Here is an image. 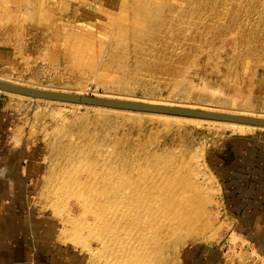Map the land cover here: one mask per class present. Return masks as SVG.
I'll use <instances>...</instances> for the list:
<instances>
[{
	"label": "rangeland",
	"instance_id": "rangeland-1",
	"mask_svg": "<svg viewBox=\"0 0 264 264\" xmlns=\"http://www.w3.org/2000/svg\"><path fill=\"white\" fill-rule=\"evenodd\" d=\"M0 75L264 114V0H0ZM222 128L0 90V178L74 264H108L98 237L114 227L98 225V202H109L108 214L120 191L130 202H165L161 180L177 169L182 207L196 196L194 226L204 229L181 239L167 264H197L198 254L206 264L212 249L230 264H261L227 166L236 144L264 146V129ZM64 220L88 248L61 239Z\"/></svg>",
	"mask_w": 264,
	"mask_h": 264
},
{
	"label": "bare ground",
	"instance_id": "bare-ground-1",
	"mask_svg": "<svg viewBox=\"0 0 264 264\" xmlns=\"http://www.w3.org/2000/svg\"><path fill=\"white\" fill-rule=\"evenodd\" d=\"M0 80L43 90L88 95L83 89H76L75 92H69V90L67 89H62L54 86H41L31 81L27 82L13 80L4 75H0ZM0 90L16 94L17 96L23 98L45 99L48 101H56L75 105L80 104L93 106L95 108H105L106 110H116L119 113L132 117L145 115L150 119L157 118L165 122L166 124H170L173 122H188L200 125L204 122H212L222 126L223 130L225 129L226 131H230L234 134H249L253 132L255 128L264 129V125L250 124L239 122L236 120L206 118L200 116H185L171 113L88 105L69 101H59L48 98L35 97L17 92H11L2 88H0ZM92 96L132 100L151 104L196 108L212 112H221L264 119V114H260L258 112L250 110L237 111L223 107L201 106L195 104H178L169 101L167 102L151 100L143 97L127 98L122 95L113 93L96 94ZM175 171H177V169L172 173H167L163 177L164 181L161 180L160 183L164 184L166 186L165 190H169L168 194L170 193L169 195H167L168 197L166 198L165 202H147L144 200L141 202H130V196L123 191H120L117 194L118 202H114L115 207L113 208V212L109 214L107 212V205L109 202H98L97 206L99 208V211L95 214L98 225L101 228H103L105 225L108 226V224H111L114 227V229L108 234L107 238L103 236L98 237V241L100 243L99 250L105 252V256H103L102 258L108 264H167L171 258L172 261L174 260V252L176 250L178 242L181 241V239L187 236H191L192 234L198 235L204 229L202 226H194L196 224L194 222V212L195 207L197 206L193 203V200L196 199V196L193 197L192 202L191 200H187L189 207H182L184 202L181 201L184 200V198L177 192L178 177L176 176L172 178ZM59 211L63 212V210ZM54 213L57 212L54 211ZM61 216L63 217V215ZM64 222L65 223L62 231H67L68 234L66 233L67 236L61 239L64 242L70 243L76 247H81L82 249L88 248L87 245L76 242L74 238L75 232L73 231L72 233L69 230L70 228L67 220H64ZM112 232L114 233L110 236ZM102 234L107 233L103 232Z\"/></svg>",
	"mask_w": 264,
	"mask_h": 264
},
{
	"label": "crops",
	"instance_id": "crops-1",
	"mask_svg": "<svg viewBox=\"0 0 264 264\" xmlns=\"http://www.w3.org/2000/svg\"><path fill=\"white\" fill-rule=\"evenodd\" d=\"M256 144H236L234 160L227 166V182L230 192L240 198L233 203L238 221L244 224L240 226L244 236L264 264V166L258 163L260 159L262 162L264 146ZM5 179L0 178V264H74V259H69V248L47 236L46 228L38 226L29 206L20 202L19 195L8 192L10 185L6 188ZM211 251L203 252L213 255L206 264H230L221 260L219 249ZM197 257V264H205L199 254Z\"/></svg>",
	"mask_w": 264,
	"mask_h": 264
},
{
	"label": "water",
	"instance_id": "water-1",
	"mask_svg": "<svg viewBox=\"0 0 264 264\" xmlns=\"http://www.w3.org/2000/svg\"><path fill=\"white\" fill-rule=\"evenodd\" d=\"M0 88L11 92H17L21 94L59 100V101H69V102L88 104V105L107 106L114 108L140 110V111L171 113V114H178L185 116L220 118L226 120H236L239 122H245L256 125H264V119H259L255 117L234 115V114L221 113V112H212V111H206L196 108L151 104V103L132 101V100L104 98V97H97L92 95H80L74 93L49 91V90H43V89L13 84L3 80H0Z\"/></svg>",
	"mask_w": 264,
	"mask_h": 264
}]
</instances>
